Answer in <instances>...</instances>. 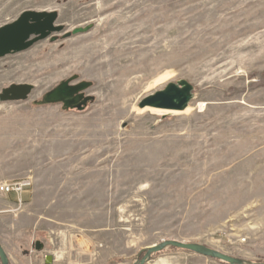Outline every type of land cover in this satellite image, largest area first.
Masks as SVG:
<instances>
[{
	"label": "rangeland",
	"instance_id": "obj_1",
	"mask_svg": "<svg viewBox=\"0 0 264 264\" xmlns=\"http://www.w3.org/2000/svg\"><path fill=\"white\" fill-rule=\"evenodd\" d=\"M24 12L60 31L0 58V95L31 87L0 101V182L33 181L21 209L0 196L9 264H132L163 241L264 262V0H0V28ZM74 76L83 111L37 104ZM180 80L185 111L140 107Z\"/></svg>",
	"mask_w": 264,
	"mask_h": 264
},
{
	"label": "water",
	"instance_id": "obj_2",
	"mask_svg": "<svg viewBox=\"0 0 264 264\" xmlns=\"http://www.w3.org/2000/svg\"><path fill=\"white\" fill-rule=\"evenodd\" d=\"M55 14H43L24 12L11 24L0 28V58L11 53L26 50L34 42L45 39L50 33L60 31L55 28L53 22ZM87 29H74L71 33L64 35L69 38L71 35L84 34ZM34 37L33 39H30ZM77 79L76 76L65 82L59 83L53 90L45 94L38 105L60 104L62 110H77L81 112L86 105L92 101L91 97H85L84 91L90 88L91 84L80 82L75 85L70 83ZM31 87L28 85H12L2 91L0 101H23L26 100ZM193 87L186 81L180 80L176 83H169L163 89L147 96L140 103V107L153 109L170 110L183 112L193 99ZM39 245H36L38 250ZM174 248L189 251L205 258H210L224 264H264V262H252L233 258L206 246L179 241H163L158 245L143 250L132 264H145L155 253ZM144 256L140 258L141 253ZM0 264H9V260L0 246Z\"/></svg>",
	"mask_w": 264,
	"mask_h": 264
},
{
	"label": "built area",
	"instance_id": "obj_3",
	"mask_svg": "<svg viewBox=\"0 0 264 264\" xmlns=\"http://www.w3.org/2000/svg\"><path fill=\"white\" fill-rule=\"evenodd\" d=\"M32 187L33 181L29 177L17 181L0 182V196L14 194L16 196V207L20 208L23 206L22 192L25 189H32Z\"/></svg>",
	"mask_w": 264,
	"mask_h": 264
},
{
	"label": "crops",
	"instance_id": "obj_4",
	"mask_svg": "<svg viewBox=\"0 0 264 264\" xmlns=\"http://www.w3.org/2000/svg\"><path fill=\"white\" fill-rule=\"evenodd\" d=\"M3 182H5V181H3ZM32 194H33V188L32 189H29V192H28V194H27V196H26V202H23V206L22 207H20V209L21 208H23V207H25L26 205H28L31 201H32ZM1 200H2V207L3 208H8V209H14V208H16V204L15 203H9V202H7V201H4L2 198H1ZM16 202V201H15ZM36 246V245H35ZM17 247H26V244L24 243L23 245H20V246H17ZM13 260H14V258H12ZM15 261V260H14ZM16 262V261H15ZM16 264V263H15Z\"/></svg>",
	"mask_w": 264,
	"mask_h": 264
},
{
	"label": "bare ground",
	"instance_id": "obj_5",
	"mask_svg": "<svg viewBox=\"0 0 264 264\" xmlns=\"http://www.w3.org/2000/svg\"><path fill=\"white\" fill-rule=\"evenodd\" d=\"M199 108L201 109V108H202V105H200ZM149 109H153V108H149ZM186 109H187V108H186ZM186 109H185V110H186ZM153 110L167 111V112H178V111L160 110V109H153ZM185 110H184V111H185ZM46 261H47V262H46L47 264L50 263V259H49V258H47ZM157 264H164V262L162 263V261H159V262H157Z\"/></svg>",
	"mask_w": 264,
	"mask_h": 264
}]
</instances>
